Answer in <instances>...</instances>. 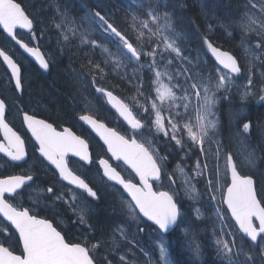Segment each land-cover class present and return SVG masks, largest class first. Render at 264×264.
I'll list each match as a JSON object with an SVG mask.
<instances>
[{
	"label": "snow or ice",
	"instance_id": "snow-or-ice-1",
	"mask_svg": "<svg viewBox=\"0 0 264 264\" xmlns=\"http://www.w3.org/2000/svg\"><path fill=\"white\" fill-rule=\"evenodd\" d=\"M136 9L131 7L126 9L129 17V27L135 37V43L129 38L125 31H122L112 22L111 14L105 11L104 0L96 5L98 10L93 11L86 19L88 28L83 27V21L77 22L66 10L57 8L60 16V23H54V27L60 30L63 42H70V38H79V46L87 45L91 49H100L104 57V66L111 65L112 71L120 75L122 79H128L129 83L135 81V95L130 98V103L138 107L142 114L146 113L144 120L137 118L129 104L124 103L111 91L103 87H97L95 91L107 99V102L119 113V116L126 121L129 126V133L121 135L113 128H108L104 123L98 121L93 115H80L79 120L90 126L107 145V151L111 153V158L116 161H123L128 165L135 176L125 179L116 170L109 159H99L98 166L103 169L102 176L107 178V182H115V185L122 186V193L119 208L112 207V211L119 213L125 218V222H134L138 232H144L145 227H141L140 222L147 218L159 236L156 241V248L159 253L157 264H173L169 259L170 251L165 242V235L170 233L173 226H178L177 221L182 217L181 206L176 199V192L173 189L163 191L162 177L171 186L176 181L172 179L173 173L165 169L167 156H161L159 149L152 139L145 136V133L163 134L166 143L179 146L182 151H191L185 140L194 147L199 148L201 154L206 159L203 166L197 160L194 169L195 176H203L208 168L207 156L212 155L218 161L221 154L224 156V175L230 173L231 183L226 187V195L217 187L219 183L220 168L217 163L213 168L215 179L207 180L209 198L216 200L217 193H220L222 202L226 203L231 212V216L239 225L242 233L240 242L237 243L235 237L231 240L217 238L215 240V256L221 264H264V197L257 199L258 182L264 190V172L258 176L241 175L238 165L243 166V161L233 159V155L225 151L219 140H214L213 136L218 135L216 129L219 123L213 111L214 107L221 99L217 93L223 92V98L228 99L233 87L237 88L241 101H246L249 97H258L257 102H264V72H260V84L257 87L253 80L254 62H259L264 66V0H249L246 5V12L242 17L239 26L242 28V45L246 56L251 59L246 60L242 69L236 57L230 52L222 51L215 46L208 35L201 36L207 52H210L219 66L214 73L208 72L203 67L206 61L198 53L195 60L184 55L181 47L183 34L174 27L173 15L171 12L161 8V0H133ZM167 5L165 4V7ZM258 6V11H257ZM33 18L26 13L25 8L17 0H0V26L29 56L37 61L40 67L48 70L50 62L39 46L30 47L22 39L17 38V29H26L32 36L36 37L33 30ZM258 25V26H257ZM100 30L104 42H99L90 38L92 32ZM210 34L213 31L212 25L207 29ZM252 33L259 39L250 47L247 46V34ZM145 41L151 45V50L145 47ZM108 43L116 48L113 53ZM62 51V49H61ZM145 57V62L141 57ZM173 59L180 61V67L171 70ZM0 60L11 70V81H14V91L22 96L24 91V77L20 64L13 59L5 50L0 48ZM89 72L92 73V84L96 83L95 73H100L101 78L108 73L101 62L91 59L87 61ZM131 66V73L127 71ZM147 69L152 76L150 85L144 88V71ZM243 75L246 83L237 85L236 80ZM79 78V74H77ZM165 79L167 83H165ZM241 88L243 89L241 91ZM145 91L148 94L145 95ZM179 92V95H177ZM9 108L7 97L0 98V129L4 132V141L0 142V153L5 154L11 161H24L28 153L25 149L24 140L9 127L6 122V110ZM85 109H88L87 103ZM23 120L32 136L38 142V153L41 163L47 161L50 166H54V174H58L61 181H68L70 185H75L76 189L82 190L86 194V199L77 204L76 192L67 188L70 193L68 197L62 188L56 184L42 189L51 205L60 202L72 211L75 216L73 224L75 227H84L91 234L95 231V226L89 221L96 215L93 204H98L102 197L96 189L80 175H77L70 167L69 154L79 157L80 161L88 164L93 163L91 154L88 151V144L84 139L75 135L69 128L57 131L51 123L46 120L37 119L34 115L23 114ZM246 122L242 123V128L238 129V137H243L242 143H246L254 128L264 129V122H253L245 117ZM213 133V136L209 134ZM137 136L141 137L140 140ZM264 143V136H262ZM207 144V147H206ZM147 145V146H146ZM214 145V148H213ZM241 155L237 153V157ZM258 157L255 150L247 149L244 154V161L250 168L256 167ZM179 167V166H178ZM183 179L187 198L198 200L197 191L192 180L195 176H189L179 169ZM255 176V178H254ZM138 177L137 182L133 180ZM32 182V183H29ZM35 183L31 174L8 176L0 179V264H112L107 257L98 260L96 252L104 244L100 240L92 242L85 238L80 242L66 239V235L58 230L59 225L54 226L53 222L47 218H39L31 208L14 207L9 202L10 199H17L23 196L24 191L32 188ZM158 185V187H154ZM66 187V186H65ZM23 190V191H18ZM123 193H127L125 199ZM7 197V198H6ZM32 201L33 206H39L38 200ZM49 207V205H45ZM197 219L201 218L199 209H196ZM59 215V213H56ZM217 218L223 225V216L217 208ZM148 226V225H145ZM223 227L220 231L223 232ZM84 231L81 236H84ZM128 230L119 225L112 234L110 247L118 249L119 242L132 243L128 238ZM190 251L193 254V264H198L202 255L201 245L195 243L194 234L189 229H184ZM13 240L19 247V254L13 246ZM247 240V247L245 246ZM7 245V246H6ZM142 252L143 248L140 249ZM146 256L147 252L144 253ZM121 264H134L126 255H120ZM145 264H151L150 260Z\"/></svg>",
	"mask_w": 264,
	"mask_h": 264
},
{
	"label": "trees",
	"instance_id": "trees-1",
	"mask_svg": "<svg viewBox=\"0 0 264 264\" xmlns=\"http://www.w3.org/2000/svg\"><path fill=\"white\" fill-rule=\"evenodd\" d=\"M24 3L28 9L31 7V12L34 14L37 12L38 15L34 16L37 19V23L46 34L47 42H51V48L56 44L59 46L61 43L57 32L53 28L52 16H54L51 9L52 4L46 0H35L32 5V0H28L26 4L23 0H19ZM88 1V0H86ZM90 4L93 0H89ZM113 7L112 10L119 17L120 20L125 21L129 18L126 11L113 3L112 0H107ZM248 0H173L169 8L170 12L174 14L176 24L192 35L193 38L199 40L200 34L197 31L201 27L204 33L208 34V37L218 40L219 44L224 48H229L231 51H241L242 33L243 30L238 24V16ZM61 9H73L74 0H67V2L56 1ZM100 3V2H98ZM97 4L92 7H96ZM53 7V6H52ZM50 8V15L46 18L41 14ZM197 11V12H196ZM39 16V17H38ZM199 25V26H198ZM208 25H212L213 31L209 34L207 29ZM0 45L12 50L13 46L0 31ZM65 46H69L67 55H59L57 49H53L55 61L53 62L48 74L41 71L35 64L28 63L23 73L25 78L27 77L26 85L31 86V93L27 97L25 106H32L36 104L38 107H45L52 115L62 121H72L75 115L82 110V97L86 96L84 87L85 81L83 79L84 74L93 75L89 72L87 61L89 59L95 62H101V66L105 67L103 61L98 56V51L91 49L89 46H79L76 44L68 43ZM70 49V50H69ZM0 73H5L3 66L0 64ZM79 74V78L77 76ZM96 78L100 81V73H95ZM7 93L11 96L16 94L12 90V85L7 84ZM28 86V87H29ZM27 87V90H28ZM84 97V101H86ZM34 107V106H33ZM229 114L235 111L231 116L229 114L225 117L224 128L225 134L232 139L235 135L234 126L238 120L242 119L246 112L240 107L231 105L228 110L225 108L224 113ZM250 119L255 122L263 121L264 113L262 110L249 108ZM258 112V113H257ZM232 117V119H231ZM254 132L257 134L258 129L255 128ZM259 138L255 140L258 142ZM178 158L177 154H174L171 158L174 162ZM264 162V158L262 159ZM169 169L167 170V172ZM253 174V173H252ZM262 189V188H261ZM181 208L184 211L183 217L180 220L179 228L173 233V236L177 238V242H181V246L188 244L186 237L184 236V229H189L194 234L195 243L201 245L202 255L198 264H221L215 256V240L217 238L225 239L224 232L220 231L216 221L212 217L211 210L208 209V215L203 221H198L193 217V214L189 211L187 205L180 202ZM112 207H116L115 199L111 196L106 195L105 199L98 204V213L93 218V223L96 227L95 233L91 234L89 238L93 236L96 240H103L107 237V233L111 232V227L114 224L116 213L112 211ZM62 210V209H61ZM237 243L240 242L241 236L234 232ZM226 237L229 238L227 233ZM73 238V235H71ZM88 238V237H87ZM247 247V241H245ZM104 251L106 249L103 248ZM111 253V251H106ZM97 250L96 256L98 260L104 257L111 259L112 261L121 264L117 255L107 254Z\"/></svg>",
	"mask_w": 264,
	"mask_h": 264
},
{
	"label": "flooded vegetation",
	"instance_id": "flooded-vegetation-1",
	"mask_svg": "<svg viewBox=\"0 0 264 264\" xmlns=\"http://www.w3.org/2000/svg\"><path fill=\"white\" fill-rule=\"evenodd\" d=\"M30 93H31V86L28 87V92L25 91V93L22 96V99L25 102L28 101L27 97ZM83 102L87 103V101H83ZM11 105L12 106L10 107L8 114L9 120L15 126V128L19 132H21L23 136L26 138L30 152L32 153V158L31 159L29 158L27 163L7 162V167H9V174L7 176L14 174H21V173L25 175L27 173L33 176L35 183L32 184L31 189L23 192V196L21 198L10 199L9 202L13 204L15 207L31 208L32 211H34L38 215V217L47 218L53 221L54 223L59 225V228L62 231L72 230V229L76 230V228L78 227L75 226L72 227L73 221L75 220V216H72V219H70V217L68 218L67 216H65L62 209V203L57 202L56 205L54 206L51 205V201L47 198L46 194L43 191H41L42 189H46L48 186H51L52 184H56L57 187L61 188L62 183L59 181L58 175L54 174L55 169L52 166L47 164L45 161L41 163V158H39L37 148L35 147L32 139L31 140L29 139L24 129L22 115L19 109H17V104L12 103ZM32 106L36 107L40 115L45 117L48 121H50L57 127L70 126L71 128H73L72 127L73 123H77L78 125L83 126L81 122L78 120V118H74L72 121H62L56 118L54 115H52L45 107H38L36 104H33ZM230 107H231L230 104L225 103L221 108L213 109V111L216 114V117H218L219 120L217 131H219L221 134L220 139L215 137H213V139L223 142L231 150V139H229V136L225 134V128H224L225 117L229 114V111L227 113L223 112L225 108L228 110V108ZM134 108H135L134 109L135 112L138 114L140 119H144L146 117L147 115L146 113L142 114L141 110L138 107H134ZM113 118H114L113 123H116L118 121L117 116H113ZM74 130L78 132L80 135L84 136V132L81 131L80 129H74ZM138 137L139 136H137V138ZM224 149L226 151L225 146ZM208 156L212 157L211 154H209ZM69 162L73 163V160L69 159ZM81 168L83 170V174H82L83 177H85L87 181L91 184V186L94 189H96L100 195H102V193L105 191V186H103L99 176L95 173H92L90 171L91 168L88 167H81ZM29 196H31L33 200L40 201L41 203L39 204V206H33L32 201L29 200ZM98 204L92 205V207H94L97 210L96 214L98 213ZM45 205H49V207H45ZM56 213H59V215H56ZM93 218L89 221V223H93ZM82 231H84V233H88L83 226L80 227L79 231L76 230V232L78 233ZM95 231H96V227H95Z\"/></svg>",
	"mask_w": 264,
	"mask_h": 264
},
{
	"label": "rangeland",
	"instance_id": "rangeland-1",
	"mask_svg": "<svg viewBox=\"0 0 264 264\" xmlns=\"http://www.w3.org/2000/svg\"><path fill=\"white\" fill-rule=\"evenodd\" d=\"M61 2H67V0H60ZM125 2H126V4H127V8H129V7H131L133 10H135L136 9V4H134L133 3V0H125ZM253 2H255V0H253ZM53 3H55L56 4V6L57 7H59V5L57 4V2H56V0H54V2ZM75 4H76V1L74 0V2H73V5H74V7H73V10L75 9ZM96 4H98V3H96ZM32 5H34L33 4V0H32ZM106 6V5H105ZM51 9L53 10V7L51 6ZM95 10H98V9H96L95 8ZM50 8H48L47 10H45V12L43 13V14H41L40 15V17L41 16H43V18H46V17H48L49 15H50ZM107 11H108V13L109 14H111V17L112 18H114V19H116L115 18V15H114V13L113 12H111V11H109L108 9H107ZM257 11H258V6H257ZM91 12H93V10H91ZM36 13V14H35ZM34 14L35 15H38L37 14V12H35ZM39 17V16H38ZM243 17V16H242ZM242 20V19H241ZM58 23H60V20H59V22ZM239 24V23H238ZM258 26V25H257ZM233 113H235V111H232L230 114H229V116H231ZM258 113V112H257ZM231 119H232V117H231ZM235 127H236V125L234 126V129H235ZM235 132H236V130H235ZM237 134V133H236ZM242 147H243V145H242ZM244 148V147H243ZM242 161H243V165L244 166H247V163H246V161H244V157H242ZM221 164H223L222 162H221ZM223 174H224V168H222V176H220V178H222L223 177ZM179 181H180V184H181V186H182V184H183V179L182 178H180L179 179ZM217 187L218 188H220L219 187V183L217 184ZM183 189H184V187H183ZM196 189H197V191L199 192V194H201V192L199 191V188H197L196 187ZM221 190V189H220ZM184 192H185V189H184ZM186 193V192H185ZM125 198V197H124ZM217 198H218V200H222V198H221V195H220V193H217ZM133 223V225L134 226H136V223H134V222H132ZM141 223V222H140ZM127 230H128V233H129V228L126 226L125 227ZM136 235H137V238H138V240H140V241H146L147 240V238L144 236V235H141V234H137L136 233ZM166 242V241H165ZM167 243V242H166ZM137 245V244H136ZM167 245H168V243H167ZM169 247V246H168ZM141 249V248H140ZM143 253H145V251L143 252ZM148 253V252H147ZM134 255L137 257V258H139V263L140 264H145V262L146 261H149L150 260V262H151V264H157V262L159 261V253H158V256L156 257V256H152L150 253H148V255L146 256L145 254H143V255H141L140 253H135L134 252ZM169 259L172 261L173 259H172V257H171V254H170V256H169ZM173 262V261H172ZM160 264H162V262H160Z\"/></svg>",
	"mask_w": 264,
	"mask_h": 264
},
{
	"label": "bare ground",
	"instance_id": "bare-ground-1",
	"mask_svg": "<svg viewBox=\"0 0 264 264\" xmlns=\"http://www.w3.org/2000/svg\"><path fill=\"white\" fill-rule=\"evenodd\" d=\"M95 8H96V7L94 6V7L91 8V10L95 11ZM96 9H97V8H96ZM91 10H90V11H91ZM196 12H197V11H196Z\"/></svg>",
	"mask_w": 264,
	"mask_h": 264
},
{
	"label": "water",
	"instance_id": "water-1",
	"mask_svg": "<svg viewBox=\"0 0 264 264\" xmlns=\"http://www.w3.org/2000/svg\"><path fill=\"white\" fill-rule=\"evenodd\" d=\"M2 27V26H1ZM257 199H258V197H257ZM226 204V203H225ZM227 205V204H226ZM235 220V219H234Z\"/></svg>",
	"mask_w": 264,
	"mask_h": 264
}]
</instances>
